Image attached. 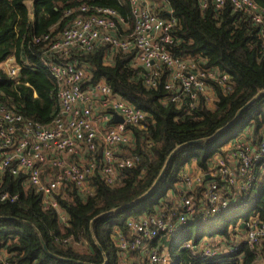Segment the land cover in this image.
Instances as JSON below:
<instances>
[{
    "label": "trees",
    "instance_id": "trees-1",
    "mask_svg": "<svg viewBox=\"0 0 264 264\" xmlns=\"http://www.w3.org/2000/svg\"><path fill=\"white\" fill-rule=\"evenodd\" d=\"M167 1L179 23L173 54L205 62L207 69L227 74L229 93L216 86L213 108L203 98L191 110L179 108L164 102L169 93L162 85L154 90L145 87L131 65L132 54L117 53L107 62L108 46L87 54L76 53L75 58L90 67V83L106 81L116 94L149 114L144 129H133L136 140L132 153L140 155L141 161L136 168L122 172L118 187L97 179L93 195L81 197L72 192L60 200L68 218L65 226L60 225L56 211L43 208L41 197L32 188L5 178L0 193L18 195L15 203L0 201V253H6L10 264H121L117 236L128 233L127 221L165 214L172 205L178 206V185L189 166L196 164L206 172L215 156L225 155L226 149L241 138L256 143L264 140V26L257 25L248 14L234 12L228 4L223 10H215L212 5L202 10L198 0ZM254 1L264 8V0ZM83 4L113 9L130 26L134 24L128 0H0V63L11 56L26 63L18 84L0 70V105L41 126L50 125L59 116L57 86L42 63L45 43H35V39H43L55 27V32L62 31L68 22L65 13ZM155 12L168 17L165 12ZM260 93V99L235 124L209 139ZM188 143L192 144L173 156L155 191L128 206L152 188L169 157ZM256 175L251 192L234 199L226 213L205 225L195 215L180 232L176 238L179 264H221L203 258L201 247L213 243L214 237L230 243L245 234L243 224L264 220L263 163ZM171 192L172 204L168 200ZM66 239L71 242L63 244ZM189 242L197 252L181 250ZM233 258L231 264H264V242L257 255L243 246Z\"/></svg>",
    "mask_w": 264,
    "mask_h": 264
},
{
    "label": "built area",
    "instance_id": "built-area-1",
    "mask_svg": "<svg viewBox=\"0 0 264 264\" xmlns=\"http://www.w3.org/2000/svg\"><path fill=\"white\" fill-rule=\"evenodd\" d=\"M128 1L133 26L113 9L83 4L65 13L68 22L62 31L55 32V27L43 39H35V43H45L42 63L57 86L60 114L50 125H37L0 105V188L7 177L19 180L41 197L45 210L56 211L62 226L68 225V218L60 200L72 192L81 197L93 195L97 179L118 187L122 172L139 166L141 156L132 153L136 140L133 129H144L149 117L116 94L106 81L90 83V67L77 60L76 53L87 54L108 46L107 62L117 53L132 54L131 65L145 87L154 90L162 85L169 93L164 102L179 108L191 110L200 98L213 108L215 87L225 93L231 89L227 74L207 69L205 62L173 54L179 23L167 0ZM198 2L202 10L211 5L223 10L228 4L234 12L248 14L257 25L264 26V8L254 0ZM156 9L168 17H162ZM261 34L264 36V30ZM23 69L25 61L17 62L15 56L0 63L2 74L17 84ZM116 117L123 123L115 122ZM262 163L264 140L256 143L241 138L226 149L225 155L215 156L208 171L194 178L185 172L178 206L172 205L165 214L127 221L128 233L117 236L121 264H173L172 251L177 254L179 250L176 238L194 216L205 225L226 213L234 199L251 192L256 169ZM17 200V194L0 193L3 203ZM173 200L171 196V204ZM244 228L242 237L230 243L214 237V242L204 244L199 253L221 264H231L233 255L243 246L257 255L264 242V220L252 219ZM193 249L198 251L190 242L181 246L182 251ZM0 264H10L5 252L0 253Z\"/></svg>",
    "mask_w": 264,
    "mask_h": 264
},
{
    "label": "water",
    "instance_id": "water-1",
    "mask_svg": "<svg viewBox=\"0 0 264 264\" xmlns=\"http://www.w3.org/2000/svg\"><path fill=\"white\" fill-rule=\"evenodd\" d=\"M263 93H264V92H263ZM261 95H263V94L260 93V94L257 95L253 100H251L249 103H247L243 108H241V109L237 112V114L235 115V117H234V119H233L232 121H230L225 127L221 128L219 131H217V132L215 133V135L212 136V137L209 138V139H215V138H217L220 134H222L224 131H226L227 129H229L233 124H235V123L238 121V119L240 118V116L243 114V112H244L247 108H249L251 105H253L255 102H257V101L260 99ZM115 122L123 123V119L120 118V117H116ZM200 142H202V141H200ZM203 142H204V140H203ZM191 144H192V143H188V144H185V145H183V146L177 148L176 151H175V152L169 157V159H168V161H167V163H166V165H165V167H164L162 173L160 174L158 180L155 182V184L152 186V188H151V189H150L145 195H143L141 198H139L138 200L134 201L133 203H131V204L128 205V206H133V205H135L136 203H138L140 200L145 199V198H147L150 194H152L153 191H155V189L157 188L159 182L162 180L163 176L165 175V172H166L167 168L169 167V164H170V162H171L173 156H174V155H175L180 149H182V148H184V147H186V146H188V145H191ZM128 206H125V207H128ZM119 210H120V209L115 210V211H113V212H116V211H119ZM244 227H245V224L242 225V228H244ZM45 250H47L46 247H45ZM100 250H102L101 247H100Z\"/></svg>",
    "mask_w": 264,
    "mask_h": 264
},
{
    "label": "rangeland",
    "instance_id": "rangeland-1",
    "mask_svg": "<svg viewBox=\"0 0 264 264\" xmlns=\"http://www.w3.org/2000/svg\"><path fill=\"white\" fill-rule=\"evenodd\" d=\"M29 5L32 4V2H29L28 3ZM31 7V6H30ZM195 167V169L193 168ZM198 167L196 166V164H192L191 166L188 167V170H189V174L192 178L196 177V176H199L201 175V172H199V168L197 169ZM179 188L183 189V185H178ZM178 192H179V189H178ZM171 195H172V192L169 193V196H168V200L171 199ZM82 251H85V248H82L81 249ZM172 259H173V264H177L178 262V259H177V254L175 251H172ZM221 263V262H220Z\"/></svg>",
    "mask_w": 264,
    "mask_h": 264
},
{
    "label": "crops",
    "instance_id": "crops-1",
    "mask_svg": "<svg viewBox=\"0 0 264 264\" xmlns=\"http://www.w3.org/2000/svg\"><path fill=\"white\" fill-rule=\"evenodd\" d=\"M31 6H32V4H30ZM30 5H29V7H30ZM194 169H195V167H193ZM198 169V168H197ZM185 172H187V173H189V170L187 169ZM184 172V173H185ZM199 172H201V170L199 169Z\"/></svg>",
    "mask_w": 264,
    "mask_h": 264
}]
</instances>
